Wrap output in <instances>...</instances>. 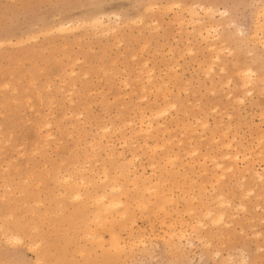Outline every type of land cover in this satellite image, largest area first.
Wrapping results in <instances>:
<instances>
[{
	"label": "rangeland",
	"instance_id": "obj_1",
	"mask_svg": "<svg viewBox=\"0 0 264 264\" xmlns=\"http://www.w3.org/2000/svg\"><path fill=\"white\" fill-rule=\"evenodd\" d=\"M263 35L264 0H0V264H264Z\"/></svg>",
	"mask_w": 264,
	"mask_h": 264
},
{
	"label": "bare ground",
	"instance_id": "obj_2",
	"mask_svg": "<svg viewBox=\"0 0 264 264\" xmlns=\"http://www.w3.org/2000/svg\"><path fill=\"white\" fill-rule=\"evenodd\" d=\"M259 19V18H258ZM102 23H103V20H102V18H94V21H93V24L92 25H94L95 27H99V26H101L102 25ZM195 23V22H194ZM262 23V22H261ZM65 24H62V26H59V28H58V32L59 33H69V32H72V31H74L75 30V28H77V26L76 27H74L73 26V24L72 25H66V26H64ZM258 25H261L260 23L258 24ZM258 25H256V26H258ZM104 26V25H103ZM104 28V27H103ZM102 28V29H103ZM57 29V28H56ZM216 29V28H215ZM258 29H260V28H258ZM207 30V29H206ZM261 30H262V28H261ZM259 31V30H258ZM258 31H257V33H258ZM261 33H262V31H261ZM255 34V33H254ZM253 34V35H254ZM259 34V33H258ZM261 34H259L258 36H260ZM257 36V34L254 36V37H256ZM264 36V35H263ZM250 37V36H249ZM253 37V38H254ZM258 38V37H257ZM264 38V37H263ZM263 38H261L260 37V39H263ZM259 39V38H258ZM259 39V40H260ZM255 40V39H254ZM262 44V46H263V48H264V42L263 43H261ZM212 47V46H211ZM249 73V72H248ZM241 74V73H240ZM250 75V74H249ZM11 76H13V75H11ZM10 76V77H11ZM150 78H152L151 76H150ZM252 81V80H251ZM19 82V81H18ZM8 84H9V82H8ZM8 84H6L7 86H8ZM4 86V85H3ZM5 87V86H4ZM15 90V89H14ZM43 98V97H42ZM143 98V97H142ZM28 99V98H27ZM141 99V98H140ZM31 100V99H30ZM17 101V100H16ZM32 109V108H31ZM163 110V109H162ZM160 111V112H163L164 113V110L163 111ZM155 112V111H154ZM156 112H158V111H156ZM159 112V113H160ZM37 113V112H36ZM155 114V113H154ZM158 114V113H157ZM67 116V115H66ZM49 124V123H48ZM50 125V124H49ZM48 125V126H49ZM45 135H48L49 136V133L48 134H45ZM47 136V137H48ZM51 136V135H50ZM46 137V138H47ZM9 142V141H8ZM47 142V141H46ZM43 148V147H42ZM237 156V155H236ZM225 157V156H224ZM233 157V156H232ZM238 158V157H237ZM172 162V161H171ZM216 165V164H215ZM216 166H218V165H216ZM215 166V167H216ZM220 166V165H219ZM229 167H230V165H229ZM229 167L228 168H225V169H228V170H230L232 167H230V169H229ZM79 171V170H78ZM259 175V174H258ZM64 176V175H63ZM260 176H261V174H260ZM107 177V175H105V178ZM258 177V176H257ZM261 177H263V176H261ZM243 178V177H242ZM107 179V178H106ZM81 180L82 181H80V182H78V183H76V187H77V190L73 193V195H72V197H74V198H77V199H83L84 198V195H83V193H81V190H80V186H79V183H84L83 182V179L81 178ZM259 180H260V177H259ZM76 182V181H75ZM88 184H90V183H88ZM72 185V184H71ZM85 187V186H84ZM121 187L119 186V185H113L112 186V188H110L112 191L113 190H117V189H120ZM65 191H66V189H65ZM111 192V191H110ZM220 196V198L222 197L221 195H219ZM2 199V198H1ZM214 199V198H213ZM72 200H74V199H72ZM221 201V203H224V202H226L225 201V199L224 198H221L220 199ZM95 201L97 202L96 204H99V209L100 210H102L103 212H108L111 208H113V207H119V202L120 201H118V200H113V199H111V200H109V201H106L105 200V195L104 194H97L96 195V199H95ZM92 202V201H91ZM228 202V201H227ZM226 202V203H227ZM243 206V205H242ZM95 213V212H94ZM96 214V213H95ZM207 214L209 215V216H211V221H213V222H219V221H222L223 220V218H224V212H222V211H217V212H214L212 209H208V211H207ZM124 215V214H123ZM213 222H212V224H213ZM220 223V222H219ZM7 228V227H6ZM30 228V227H29ZM1 229V228H0ZM91 233V232H90ZM5 234H6V240L7 239H9V240H21L20 239V237L19 236H17L15 233H12V232H10V231H5ZM15 241V242H16ZM22 241V240H21ZM7 242H10V241H6V243ZM17 242H19V241H17ZM11 243V242H10ZM12 243H13V241H12ZM20 243V242H19ZM35 245V244H34ZM119 246V245H118ZM30 247V246H29ZM40 262V261H39Z\"/></svg>",
	"mask_w": 264,
	"mask_h": 264
}]
</instances>
